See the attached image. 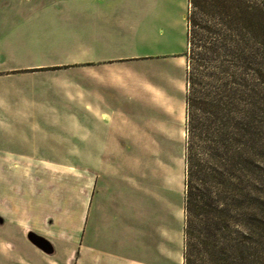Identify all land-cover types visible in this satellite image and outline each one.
Masks as SVG:
<instances>
[{
  "label": "crops",
  "instance_id": "1",
  "mask_svg": "<svg viewBox=\"0 0 264 264\" xmlns=\"http://www.w3.org/2000/svg\"><path fill=\"white\" fill-rule=\"evenodd\" d=\"M130 1L0 0V264L183 262L182 189L167 186L156 135L167 132L166 112L184 113L187 0H154L175 5L170 20L154 14L155 38L147 21L136 26ZM39 16L52 32L24 43L18 30ZM134 39L142 52H127ZM133 103L158 120L135 121Z\"/></svg>",
  "mask_w": 264,
  "mask_h": 264
},
{
  "label": "rangeland",
  "instance_id": "2",
  "mask_svg": "<svg viewBox=\"0 0 264 264\" xmlns=\"http://www.w3.org/2000/svg\"><path fill=\"white\" fill-rule=\"evenodd\" d=\"M250 1L262 2L264 4V0ZM32 4L78 5L79 0H33ZM24 5L30 4L24 3ZM4 6L5 5H3V3H0L1 10ZM128 6L132 17L136 22V26L142 25L139 22H148V32L152 38H155V36L157 37V33L159 32L158 28L161 27V25L153 19L154 14L159 10L161 14L164 13L167 15L170 20L171 17H173L175 9L174 3L169 4L165 2L163 5H160L158 9L155 7L154 0H151L150 4L147 1L144 7L141 6V0H131ZM185 7L187 15L188 2H186ZM25 17L26 16H24V18ZM44 17L39 16V18L37 20L34 19L33 22H25L18 30V34L23 38L24 43L31 35L43 39L44 36H47V33L50 34L52 32V30H46V26L43 25V22H45V20H43ZM42 25L43 27H41ZM187 29L186 22V30ZM54 31L57 32L60 30L57 29ZM141 32L140 29L134 30V35L137 37L141 34ZM180 38L183 40V34L180 29H177V34L174 35L171 45L178 48L180 45ZM137 42L138 39H134L129 45L127 52H142L143 49L138 46ZM73 47V45H67L66 47H63L64 49L62 52L71 50ZM151 49L154 50V47H151L150 50ZM187 49L188 45H186V53ZM240 61L242 62H236L235 64L233 58L223 55L217 58L212 56V61L206 65L207 67H199V71L201 73V84L199 89L203 99H205L204 97L211 98L217 93H221L219 90L224 87V84H229L231 78L228 77V73L234 72L236 79H241L240 81H242V170L239 168L236 169V173L241 175L242 178L239 185V188L242 189V195L238 197V199H241L240 203L238 202L239 208L233 212L234 215L237 216L236 219L242 218V226H240V224L234 226L233 228L236 232L229 235V239L232 241H230V244H234L235 242V247L238 250L233 251L227 248L226 256H228V260L226 263L236 262L237 264H264V38H258V40L242 39V59ZM221 63L228 66L230 65L228 70L229 72H227V68L224 72L221 71ZM241 63L242 67L240 68L238 64L241 65ZM150 64L152 66L155 65L154 62H150ZM190 69H192V63L188 66L186 62V72ZM168 71L174 78H183V71L179 68L169 67ZM148 73L149 72L146 74ZM169 91L174 93V87H170ZM184 91H186V86L184 87ZM175 94L177 93L175 92ZM177 97V102L180 104L183 96L179 93L177 94ZM159 109L162 111L161 107ZM128 112L137 122L148 121L150 123H154L159 118V113L149 110L144 106L137 107L136 103H133L130 106ZM183 112L181 121L173 118L172 114L166 112L167 114L165 115L164 123L166 125L165 127L167 132L165 136L156 135V137L161 138V142H159V146L157 145V149H162L166 153V156L162 157L161 161L165 166L162 172L167 176V186L174 187L177 183L178 190L182 189L184 204L186 178L185 107L183 108ZM198 117L203 123L202 129L205 130L204 127L207 124V126H210V132H204L198 137V139H195L196 153L199 157H201L206 166L213 167L215 166L214 163H217L218 161L207 156L212 152V143H210L209 138H211L210 133L213 132V125L215 122L211 120L213 117L210 115V110L208 108H205V110L202 111L198 110ZM151 145H156V143H152ZM174 155H176V157H174ZM49 160H54L56 164H70L76 167L79 166V159L76 158H55ZM136 160H141L142 165L144 164L145 167V163L150 160L152 162L151 166H153L154 159L141 158ZM216 181L217 180L210 178L209 185L211 190L214 195L219 194L218 197L224 196L222 190L220 191L218 189ZM181 182L182 187L180 185ZM182 214L184 229V210ZM200 227L202 228V233H199L200 238L198 241L207 242V249L212 254L209 256L210 252L206 251L204 245L197 244V240H193V243L196 245L192 251H189L192 254L191 260L193 261V264H223V260H221L222 255L217 252L219 250L218 248L222 247V244H220L221 239H216L217 235L213 236V234H215L214 228H208L206 223L204 224L203 222V224H200ZM184 252L185 236L183 231L182 264H185Z\"/></svg>",
  "mask_w": 264,
  "mask_h": 264
},
{
  "label": "trees",
  "instance_id": "3",
  "mask_svg": "<svg viewBox=\"0 0 264 264\" xmlns=\"http://www.w3.org/2000/svg\"><path fill=\"white\" fill-rule=\"evenodd\" d=\"M187 2L188 49L185 55L187 65L192 63V69L186 72L185 94L184 260L185 264H193L192 254L189 252L196 245L193 240H197V244L204 245L206 251L210 252L207 242L198 241L199 233H202L200 224L204 222L208 228H214L213 236L217 235L216 239H221L222 247L217 252L222 255L223 264H237L226 263V252L227 248L238 250L235 242L230 244L229 235L236 232L234 226H242V218L236 219L237 216L233 213L239 208L238 202L241 199L238 197L242 195V189L239 188L242 178L236 173V169L242 170V81L236 79L234 72L228 73L231 80L219 90L221 93L203 99L199 89V67L208 65L212 56L233 58L235 64L242 62V39L264 38V4L250 0ZM221 64V71L224 72L227 68L229 72L230 65ZM238 66L241 68L242 63ZM205 108L210 110L213 117L211 120L215 122L209 138L212 152L207 156L218 161L213 167L203 163L195 148V139L204 132H210L207 124L205 130L202 129L203 123L198 117V110ZM210 178L217 180L218 189L222 190L224 196L214 195L209 185ZM211 254L210 252L209 256Z\"/></svg>",
  "mask_w": 264,
  "mask_h": 264
},
{
  "label": "water",
  "instance_id": "4",
  "mask_svg": "<svg viewBox=\"0 0 264 264\" xmlns=\"http://www.w3.org/2000/svg\"><path fill=\"white\" fill-rule=\"evenodd\" d=\"M31 241L33 243H35L37 246H39L40 248H42L43 250H45V251H49L50 250V248L48 247V245L46 243H44V242H42V241H40V240H38L36 238H32Z\"/></svg>",
  "mask_w": 264,
  "mask_h": 264
}]
</instances>
